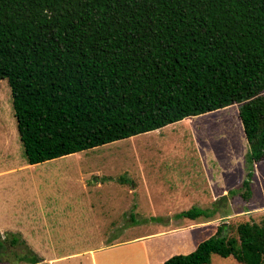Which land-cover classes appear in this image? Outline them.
<instances>
[{
  "label": "trees",
  "instance_id": "obj_1",
  "mask_svg": "<svg viewBox=\"0 0 264 264\" xmlns=\"http://www.w3.org/2000/svg\"><path fill=\"white\" fill-rule=\"evenodd\" d=\"M1 79L30 164L234 103L249 177L264 160V0H0ZM227 226L160 264H264V220Z\"/></svg>",
  "mask_w": 264,
  "mask_h": 264
},
{
  "label": "rangeland",
  "instance_id": "obj_2",
  "mask_svg": "<svg viewBox=\"0 0 264 264\" xmlns=\"http://www.w3.org/2000/svg\"><path fill=\"white\" fill-rule=\"evenodd\" d=\"M247 151L239 104L234 103L29 164L11 90L1 79L0 236L26 243H3L8 258L0 264H10V259L29 264L16 257L24 252L42 258L30 264H87V249L118 239L131 242L138 235L147 236L128 244L144 243L146 248H161L160 257L169 256L193 250L221 223L230 233L239 222H260L264 160L253 165L249 177ZM246 178L249 186L243 184ZM193 207L210 209L212 215H178ZM158 232L161 236L152 235ZM95 254L100 263L99 254L105 252ZM208 264L243 263L213 255Z\"/></svg>",
  "mask_w": 264,
  "mask_h": 264
},
{
  "label": "crops",
  "instance_id": "obj_3",
  "mask_svg": "<svg viewBox=\"0 0 264 264\" xmlns=\"http://www.w3.org/2000/svg\"><path fill=\"white\" fill-rule=\"evenodd\" d=\"M97 186L98 187L100 186V182H97ZM125 227L130 228L131 226H128V227L125 226ZM124 230H125V228H124ZM160 234H162V232L154 233L152 235L161 236ZM144 236H147V235L135 236L129 240L131 242H128L127 240L120 241L121 239H118L117 241H113L111 243H105V247L99 246L97 248H89V249H87V251L89 252V261H87L86 263L87 264H160L164 259H166L167 257L170 256V255L166 256L165 254L164 255L162 254L160 257L159 255L161 252V248L160 249H152L150 247L146 248V247H144L145 246L144 243H140L138 245L128 244V243H134L136 241L141 242L144 239ZM156 236H154V237H156ZM6 237H7L6 240H7V243L9 246L15 245L17 243H21V244L25 245V243H26L25 240L22 238L17 239L16 242L10 243L11 237H9V236H6ZM124 243L127 244V246ZM111 247H114V248H111ZM122 247H124V248H122ZM108 248H111V249L108 250ZM102 249L105 252V254H99V257H101V262L99 263L98 254H95V251L99 250V252H101ZM41 259L42 258L39 257V261ZM4 260H5V258L3 260H0V263H1V261H4ZM10 260H11L10 264H18L16 260H12V259H10ZM20 260H18V261H20ZM23 261H25V260H23Z\"/></svg>",
  "mask_w": 264,
  "mask_h": 264
}]
</instances>
